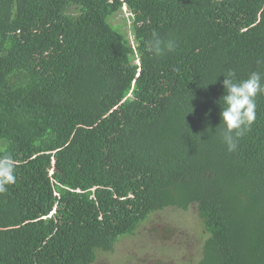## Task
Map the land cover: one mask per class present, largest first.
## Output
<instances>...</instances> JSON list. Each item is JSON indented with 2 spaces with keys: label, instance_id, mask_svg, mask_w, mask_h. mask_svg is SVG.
Segmentation results:
<instances>
[{
  "label": "trees",
  "instance_id": "16d2710c",
  "mask_svg": "<svg viewBox=\"0 0 264 264\" xmlns=\"http://www.w3.org/2000/svg\"><path fill=\"white\" fill-rule=\"evenodd\" d=\"M153 31L174 50L149 55ZM230 69L264 71V0H0V264H93L191 206L197 264H264V94L228 152Z\"/></svg>",
  "mask_w": 264,
  "mask_h": 264
},
{
  "label": "rangeland",
  "instance_id": "374dc122",
  "mask_svg": "<svg viewBox=\"0 0 264 264\" xmlns=\"http://www.w3.org/2000/svg\"><path fill=\"white\" fill-rule=\"evenodd\" d=\"M128 16L123 6L112 22L124 23ZM206 237L195 206L166 208L151 214L134 235L121 238L113 251L98 252L93 264H197Z\"/></svg>",
  "mask_w": 264,
  "mask_h": 264
},
{
  "label": "clouds",
  "instance_id": "9594fccd",
  "mask_svg": "<svg viewBox=\"0 0 264 264\" xmlns=\"http://www.w3.org/2000/svg\"><path fill=\"white\" fill-rule=\"evenodd\" d=\"M174 48L175 41L163 38L157 31L152 32L151 39L146 44V52L153 58H159ZM221 76L224 77L222 87L225 91L221 97L224 106L220 113V125H223L222 142L228 152H234L239 138L250 130L255 121V98L264 94V71H252L247 78L237 79L236 71L230 69ZM15 182V160L8 154L0 156V193L5 192Z\"/></svg>",
  "mask_w": 264,
  "mask_h": 264
}]
</instances>
